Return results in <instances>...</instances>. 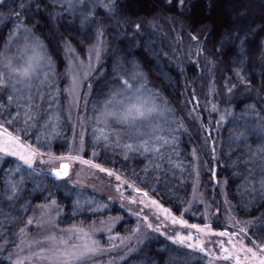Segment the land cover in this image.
<instances>
[{"label": "trees", "instance_id": "1", "mask_svg": "<svg viewBox=\"0 0 264 264\" xmlns=\"http://www.w3.org/2000/svg\"><path fill=\"white\" fill-rule=\"evenodd\" d=\"M147 1L111 0L109 8L105 5L110 0H2L0 73L7 86H0V129L37 150L40 155L36 159L53 158L44 162L56 164L69 154L76 118L84 159L98 165L99 171L106 169L113 173L110 176H119L134 193L150 198L173 215H184L188 225L195 226L202 225L201 206L185 214L194 177L192 154L198 143L212 141L214 178L222 190L211 182L215 214L211 227L231 234L228 225L233 223V234L244 244L264 248V0H251L257 14L250 20L245 9L239 10L236 19H225L220 13L212 18V0H184L183 5L180 0ZM136 23L141 24L139 30ZM98 32L103 33L107 48L82 90L76 117L70 120L64 49L83 55L96 42ZM177 36L202 40L205 54L216 65L215 86L232 98L227 104L228 116L215 132L205 130L203 119L196 120L191 100L203 97L208 83L199 78L193 65L180 62L175 52ZM36 43L45 62L38 63L41 73L26 87L28 91L20 92L24 87L19 88L11 78L6 64L11 61L12 67L18 68L25 61V49L31 50ZM21 54L23 58L17 61ZM133 76L140 77L138 83ZM125 79L135 83L133 90L140 89L150 97L166 117L158 125L155 151L133 139L130 127L120 122L109 123L108 130L102 127L105 102L114 93L123 92ZM57 183L65 181L48 177L37 164L28 169L14 158L2 162L0 264H8V255L19 242L28 218L51 201L64 208L60 227L120 215L113 233L132 231L135 220L117 205L107 204L108 210L89 213V206L72 203L71 185L58 187ZM100 199L104 201L103 196ZM225 208L230 223L223 217ZM121 264H206V258L151 234Z\"/></svg>", "mask_w": 264, "mask_h": 264}, {"label": "rangeland", "instance_id": "2", "mask_svg": "<svg viewBox=\"0 0 264 264\" xmlns=\"http://www.w3.org/2000/svg\"><path fill=\"white\" fill-rule=\"evenodd\" d=\"M252 5L253 3L251 0H212L214 10L211 17L213 18L220 13L223 18L226 16L225 19H236L239 10L245 9L248 11V20H250L252 19V15L257 14L252 10L254 9ZM211 17L209 15V18ZM167 37L171 38L168 35ZM192 37L193 36H185L180 38L177 36L175 52L180 62L193 65L197 71L200 72L198 74L199 78L208 83L206 94L201 98L194 96L191 102L193 101L194 103L193 107L196 120L203 119L205 121V130L215 132L218 126H220L228 116L229 108L227 104L229 101H232V98L229 97V92L215 86L216 65L210 57L205 54L202 40L198 37L196 40H193ZM36 45L33 47H36ZM106 48L105 38L103 36H98L96 42L91 47L87 48L83 55L75 52L69 47L64 49L63 54L68 78V84L65 89L67 95L66 107L67 116L70 120H74L76 117L82 90L99 68ZM97 50L99 51V58H97L96 55ZM36 52L43 57L44 53H42L40 45L36 47ZM30 55H32L31 50L23 53L25 61ZM21 57L22 54L17 61L20 60ZM25 61L20 63L21 65L18 66V68L23 67ZM44 62L45 60L43 57L39 64ZM37 65L38 64L35 65V69L30 78L26 79L14 74L16 84L19 88L24 87V90L20 92L28 91L26 87L34 82L41 73L37 69ZM85 73L88 74L87 77H85ZM73 74L77 75L79 86L75 89V92L70 93L69 90L72 88ZM17 80L20 82L18 83ZM127 94L128 93L125 94L126 97L132 98L131 102L136 103V97L139 96L140 102H146L145 107H154L155 110L148 117L138 119L134 122H120L112 117H108L104 120L105 118L102 116L101 121L104 120L105 122L102 127L108 130L110 128L109 123L115 121L120 122L126 125V128L130 127L133 139L138 143L140 141L142 145L150 146L149 148L155 151L156 149L153 145H155L156 139L158 140V125L162 123V120H166V117L163 111L160 108L157 109L156 104L147 95L137 92L136 90H132L130 94ZM118 99L122 100L125 104L128 103L125 97H119ZM115 108L119 109V105H116ZM76 123L77 119L75 118L72 123L74 131L71 136L70 151L67 156L63 157L64 159H60L54 164L48 161L44 162L46 159H51L50 161H52L53 158H38L35 160L34 164H37L39 170L49 174L53 168H58L61 163H67L69 165L68 175L62 178L63 180L61 179V181H65V183L57 184L58 187L71 185V187L74 188L71 193L73 196V204L77 207L89 206L91 210L89 213L106 211L109 209L107 204L117 205L121 211H124V213L135 220V225L130 232L124 233L123 235L114 234L113 231L121 221L122 216L109 215L105 218H101L98 222H90L88 223L89 225L69 224L60 227L59 221L63 216L64 208L57 205L56 202L53 204L51 201L40 206L28 218V220H32V224L27 223L26 229L19 237V242L8 255V264H13L17 259L24 261V264H46L44 260L34 257L33 254H39L41 246L45 248L55 246L52 241L47 239L49 236H56L58 240L61 238L68 239L70 237L71 243L73 244L90 243L95 240L98 242L101 251L90 258L88 264H121L131 256L151 234L161 235L178 246L199 252L206 258V264H237L238 260L240 264H258V260L261 258V251L264 248L244 244L243 239L237 238V235L233 234V230H236L233 223L228 225L232 233H228L224 236H220L219 233L221 232H217L211 227L213 221L212 216L215 214L211 208L212 196L210 190L212 186L210 184L211 182L218 183L214 178L216 152L212 141H209V143H207L208 145H205V143H200L199 145L198 143L192 154L194 177L185 214H189L194 206L199 205L201 206L202 220V225L193 227V225H188L187 221L183 219L184 215H173L157 203H153V200L150 198L134 193L123 180H117V176H110L105 171H99V168L96 167L90 159H84L83 148L80 150L81 135L77 132L75 127ZM96 123L97 122H95V124ZM8 136V133L0 129V140H7ZM19 143L28 147L20 141ZM69 157H75V159H70ZM6 158L18 160L16 157L0 154V166ZM41 161H43V163H41ZM101 172L104 177L101 176ZM218 184L220 190H222V184ZM86 190L88 193L84 192ZM100 196L104 197V201L100 199ZM222 213L227 223H230V221L232 222L226 208L222 209ZM194 216L199 218L198 214ZM145 217H147V220L144 219ZM147 224H151L153 228L158 227L159 231H153L147 227ZM74 228L82 229L83 232L76 231L75 234H73V232L69 231L68 236H64L65 230ZM84 233L88 235L84 236ZM178 236L190 237V239H185L183 243H180L177 240ZM189 244H191L192 247H188ZM248 248H251L253 252L256 253L255 259L252 258L250 253H246L242 250ZM225 249H227V251H225Z\"/></svg>", "mask_w": 264, "mask_h": 264}, {"label": "snow or ice", "instance_id": "3", "mask_svg": "<svg viewBox=\"0 0 264 264\" xmlns=\"http://www.w3.org/2000/svg\"><path fill=\"white\" fill-rule=\"evenodd\" d=\"M2 2V0H0ZM181 5H183L184 0H180ZM105 7H111V0L110 4L105 5ZM135 29L139 30L141 28V24L136 23L134 25ZM25 31H28L25 29ZM102 32H98V36H102ZM193 40H196L197 37L193 36ZM243 46V42H242ZM36 47H39V44L36 45ZM36 47L31 48L32 55L28 56L25 65L20 68H13L11 61H8L6 64V67L10 70V76L11 78H15V76H12V74H17L18 76L24 77V78H30L32 72L35 69V65L38 64L43 57L40 56L38 52H36ZM25 51H28V49H25ZM97 58H99V51H96ZM87 73H85V77H87ZM132 80H135L137 83L140 80V77L133 76L131 78ZM19 83L20 81L17 80ZM243 82V80H242ZM123 85V92L120 93H114L113 97L105 102V110L101 113V116L105 118V120L108 117H112L120 122H134L138 119H144L148 117L155 109L154 107H145L146 102H140V97H136V103L131 102V97H126V93L131 92L134 88H136V84L130 82L129 79H125L122 81ZM0 86H7L6 80L3 73H0ZM79 86V80L76 74H73L72 76V88L69 90L71 92H75V89ZM142 87V86H141ZM234 87V86H233ZM137 92H140V89H136ZM231 91V89H229ZM119 97H125V99L128 100V103L125 104L122 100H119ZM12 98L9 97V100ZM119 105V109H116L115 106ZM111 106V107H110ZM10 122V121H9ZM3 126L0 125V128ZM101 134L103 135V130L101 129ZM105 140H107V136L103 137ZM126 147H131V145H126ZM83 148V137L81 136V148ZM0 154H3L4 156H12L16 157L23 166H26L28 169L33 168V164L36 160V157L40 155V153L35 150L31 149L30 147H26L19 143V137H13L11 135L8 136L7 140H0ZM95 155V153H93ZM70 159H75V157H69ZM59 159H64L63 157ZM43 163V161H41ZM87 163V162H86ZM96 167H99L96 165ZM21 168V165L18 164L16 167V171L19 172ZM68 169L69 165L67 163H61L58 168H53L51 170V175L56 178L57 180L62 179L63 177H66L68 175ZM101 171H107L106 169H100ZM109 175H112L113 173L109 172ZM117 180H120V177H116ZM13 193L15 192V186H13L12 189ZM139 191V189H137ZM145 195H147L145 193ZM53 204H55V201H52ZM153 203H156L153 201ZM147 220V217L144 218ZM28 224H32V220L29 219L27 221ZM147 227L152 229L153 231H159V228H153L151 224H147ZM193 227H196L193 225ZM24 230L21 229V232ZM71 231L73 234H75L76 231L83 232L82 229H71V230H65L64 236H68V232ZM138 231V229H137ZM243 231V229H241ZM227 233L221 232L219 233L220 236H224ZM87 233H84V236H87ZM49 241H52L55 245L51 248H45L43 246L40 247V253L36 254L34 253V257L38 259H42L46 262V264H88V261L90 258H92L97 252L101 251L98 242L93 240L90 243L85 242L82 244H73L71 243V238L68 239H57L56 236H49L47 237ZM185 239H190V237H182L178 236L177 240L180 243H183ZM39 243V242H38ZM264 244V241L261 242ZM188 247H192L191 244L188 245ZM256 247H259L258 245ZM246 253H250L252 258L255 259L256 253L253 252L251 248L248 249H242ZM227 251V249H225ZM47 253V254H45ZM13 264H24V261L17 259L13 262ZM237 264H240L239 260L237 261ZM258 264H264V249L261 251V258L258 260Z\"/></svg>", "mask_w": 264, "mask_h": 264}, {"label": "water", "instance_id": "4", "mask_svg": "<svg viewBox=\"0 0 264 264\" xmlns=\"http://www.w3.org/2000/svg\"><path fill=\"white\" fill-rule=\"evenodd\" d=\"M48 177L50 178H54L52 175H51V172L49 174H47ZM64 178V177H63Z\"/></svg>", "mask_w": 264, "mask_h": 264}]
</instances>
